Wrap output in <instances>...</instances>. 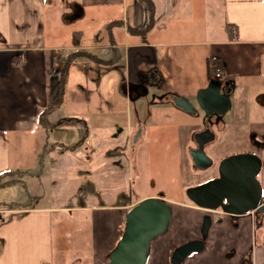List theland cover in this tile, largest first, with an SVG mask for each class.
Masks as SVG:
<instances>
[{
    "label": "crops",
    "instance_id": "crops-1",
    "mask_svg": "<svg viewBox=\"0 0 264 264\" xmlns=\"http://www.w3.org/2000/svg\"><path fill=\"white\" fill-rule=\"evenodd\" d=\"M43 1L0 0V184L14 182L6 188L15 194L27 187L25 171L37 172L46 201L1 205L0 264H106L126 211L158 196L133 191L139 142L177 144L182 134L187 138L179 124L192 123L193 134L201 129L200 119L171 98L196 106L209 58H218L222 80L234 83V126L223 121L210 154L249 152L250 136L264 134V0H222L223 25L237 28L235 40L224 27L222 37L202 39V31L172 37L162 29V8L172 0H151L150 28L138 0H61L58 7L47 0V12ZM73 4L82 14L74 21ZM70 58L63 96L52 106L51 70ZM148 99L147 107L139 102ZM177 154L186 159L183 148ZM259 155L264 163V148ZM247 220L255 225L246 247ZM237 224L212 225L224 256L233 264H264V218L250 213ZM169 248L164 264L175 246Z\"/></svg>",
    "mask_w": 264,
    "mask_h": 264
},
{
    "label": "rangeland",
    "instance_id": "rangeland-1",
    "mask_svg": "<svg viewBox=\"0 0 264 264\" xmlns=\"http://www.w3.org/2000/svg\"><path fill=\"white\" fill-rule=\"evenodd\" d=\"M43 2L46 12L51 11L52 7L48 1L44 0ZM222 2V0H172L169 3L166 2L162 8L164 10L162 29L169 30L172 37L176 36L178 32L198 36L200 31H202V39H209L214 35L222 37L224 23ZM59 4L61 5V0H56L57 7ZM177 39L186 41L185 38ZM188 40L190 41V39ZM152 96L151 94V99ZM142 101L146 103V107L147 102H150L149 99L139 102L141 103ZM260 113L262 117L263 114L262 112ZM233 116V108L231 107L223 119L224 122H229L228 126L230 127L234 126L232 123ZM189 126H192V123L179 124L181 132L187 134V138H184L182 134L177 140V144L171 141L169 144L159 146L157 139L145 137L139 142L137 148V163L134 166L132 176L133 191L138 197L162 194L163 198L166 197L169 201L167 202L172 210L171 228L164 236L153 241L152 257H150L148 264H164V255L170 249L169 247L173 245L176 247L180 243L183 244L190 240L202 238L205 241L203 252L189 256L184 261V264H233V261L224 256V253L220 250L221 243L216 240H221L222 238L218 237V239H215V228L213 226L209 228L207 235L202 237L200 227L202 214L204 213L186 198L185 191L188 188L210 180L214 174L213 168L203 173H197L193 169L188 157V151L194 145L192 141V129L194 127ZM256 139L262 140L261 135L258 134ZM256 141L258 142V140ZM178 148L185 150V158L187 161L186 159L183 160L177 154ZM205 152L210 157L209 153L207 151ZM223 155L220 159L210 158L216 164L218 161L233 154ZM260 160L262 166L257 180L263 186L264 163L262 159ZM29 173L31 172L28 170L25 171L22 178L27 183V187L25 188L21 184V189L17 190L15 194L6 188L15 186L11 185L14 182L0 184L2 186L0 187V205H10L12 204L11 201H14L15 204L23 203L25 201L24 198H27L26 202L33 201L36 197H38L36 198L37 200L40 199L41 202H46L44 198L45 191L37 181L38 173H31L34 175H30ZM13 196L17 197V200H11ZM82 216H79V218ZM246 222L247 231L241 239L247 247L253 243V227L255 224L250 220ZM106 244L108 247L111 242L107 241Z\"/></svg>",
    "mask_w": 264,
    "mask_h": 264
},
{
    "label": "water",
    "instance_id": "water-1",
    "mask_svg": "<svg viewBox=\"0 0 264 264\" xmlns=\"http://www.w3.org/2000/svg\"><path fill=\"white\" fill-rule=\"evenodd\" d=\"M72 10L74 12L68 15L69 19L74 21L82 16L78 4H73ZM233 91L232 81L210 78L207 86L197 92L196 106L184 98H171L177 108L200 119L202 128L192 135L194 147L188 151L196 171L203 172L213 166L212 159L205 152V148L217 138L210 128L222 126L224 116L231 109ZM250 138L256 140L254 135ZM255 145L260 144L255 142ZM261 166L260 158L253 153L230 155L219 163L216 179L188 188L186 198L197 208L220 210L231 218L250 213L257 217L264 216V197L257 180ZM210 224V218L205 217L201 227L202 237L207 235ZM171 225L172 210L162 194L139 201L126 211L121 236L108 253L106 264H147L151 242L165 235ZM204 248L203 239L187 241L173 249L171 264H182L189 255L200 253Z\"/></svg>",
    "mask_w": 264,
    "mask_h": 264
},
{
    "label": "trees",
    "instance_id": "trees-1",
    "mask_svg": "<svg viewBox=\"0 0 264 264\" xmlns=\"http://www.w3.org/2000/svg\"><path fill=\"white\" fill-rule=\"evenodd\" d=\"M139 3L142 5L144 13L146 15V19L148 21V26L150 28V26H152V16H153V10H154V5L151 2V0H138ZM225 32L228 35V40H235L237 39V28L231 24H224L223 25ZM149 28H142L144 29L143 31L148 30ZM135 31V29H134ZM137 32V31H135ZM70 62H71V58L65 62H63L61 65H54L52 70H51V75L52 78H56V83H57V92L55 94V96L52 98L51 100V105H56L57 103L60 102L62 96H63V90L66 84V80H67V76H68V70H69V66H70ZM207 77L208 79H210L211 77V70L214 69H221V62L218 58L212 57L209 58L207 60ZM124 81L121 82V87H120V92L125 95V91H124ZM44 113V112H43ZM42 113V116H43ZM0 207H2L0 205Z\"/></svg>",
    "mask_w": 264,
    "mask_h": 264
},
{
    "label": "flooded vegetation",
    "instance_id": "flooded-vegetation-1",
    "mask_svg": "<svg viewBox=\"0 0 264 264\" xmlns=\"http://www.w3.org/2000/svg\"><path fill=\"white\" fill-rule=\"evenodd\" d=\"M202 128V127H201ZM217 128H218V126H215V127H211L210 129H212V131H214L215 133H216V131H217ZM219 129L220 128H218V131H219ZM256 135V134H255ZM262 137V141H258L259 142V146H256L255 145V142H257L256 140L255 141H252L251 140V144H250V148H252V150L251 151H249V152H244V153H253V154H255V155H257L259 158H260V155H259V149L260 148H264V146H262V144H263V137H264V134L261 136ZM217 139V138H216ZM214 144V143H213ZM213 144H211V145H209V146H207L206 148H205V151H207L208 153H209V155H211L210 154V152H209V150H210V148L212 147V145ZM193 147H194V145H193ZM259 148V149H258ZM237 154H240V153H237ZM211 158H214L212 155H211ZM227 158V157H226ZM261 159V158H260ZM223 160V159H222ZM222 160H220V161H218L216 164H214V162H213V166L212 167H210L209 169H207V170H210V169H214V174L212 175V177L210 178V180H213V179H216L217 177H218V165H219V163L222 161ZM212 161H214V160H212ZM206 170V171H207ZM196 171V170H195ZM261 171V170H260ZM197 173H203V172H205V171H203V172H200V171H196ZM260 173V172H259ZM258 173V174H259ZM258 176V175H257ZM209 181V180H208ZM207 182V181H206ZM203 183H205V182H203ZM203 183H201V184H203ZM260 184V183H259ZM200 185V184H199ZM260 186H261V188H262V196L264 197V186H262L261 184H260ZM188 200V199H187ZM189 201V200H188ZM199 210H201L204 214H202V219H201V227H202V223H203V220H204V218L205 217H209L210 218V220H211V224H210V227L212 226V225H222L223 223H228V224H230V225H232L233 223L234 224H237V220H238V218L239 217H242V216H245V215H242V216H238V217H234V218H231V217H229L228 215H226V214H224V213H222L220 210H216V211H209V210H204V209H200V208H198ZM255 216V215H254ZM257 217V216H256ZM259 218H264V216H260ZM236 226V228H237V230H239L240 228V226H238V224L237 225H235ZM209 227V228H210ZM209 230V229H208ZM208 233V232H207ZM202 235V234H201ZM160 238V237H159ZM158 239V238H157ZM203 239V238H202ZM153 241H155V240H153ZM153 241L151 242V250H150V257H152V252H153ZM203 241H204V239H203ZM204 243H205V241H204ZM173 249L174 248H172L171 250H170V253H169V256H168V264H171V254H172V251H173ZM203 252V251H202ZM201 253V252H200ZM196 254H198V253H196ZM191 255H193V254H191ZM191 255H189V256H191ZM188 256V257H189ZM187 257V258H188ZM186 258V259H187ZM150 259V258H149ZM107 262V260L105 261V263ZM149 262V261H148ZM148 264V263H147ZM182 264H184V262L182 263ZM241 264H244V263H242L241 262Z\"/></svg>",
    "mask_w": 264,
    "mask_h": 264
},
{
    "label": "built area",
    "instance_id": "built-area-1",
    "mask_svg": "<svg viewBox=\"0 0 264 264\" xmlns=\"http://www.w3.org/2000/svg\"><path fill=\"white\" fill-rule=\"evenodd\" d=\"M213 79H217V80H221V81H224L222 80V72L219 70V69H214L213 70V76H212ZM90 151H91V147L90 146H87L84 148V161H87L88 158H89V154H90ZM76 152V150L74 151V153Z\"/></svg>",
    "mask_w": 264,
    "mask_h": 264
}]
</instances>
